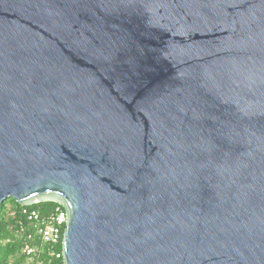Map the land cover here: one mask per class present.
<instances>
[{
    "label": "water",
    "instance_id": "water-1",
    "mask_svg": "<svg viewBox=\"0 0 264 264\" xmlns=\"http://www.w3.org/2000/svg\"><path fill=\"white\" fill-rule=\"evenodd\" d=\"M6 198L63 264H264V0H0Z\"/></svg>",
    "mask_w": 264,
    "mask_h": 264
},
{
    "label": "built area",
    "instance_id": "built-area-1",
    "mask_svg": "<svg viewBox=\"0 0 264 264\" xmlns=\"http://www.w3.org/2000/svg\"><path fill=\"white\" fill-rule=\"evenodd\" d=\"M16 221L20 227L16 226V234L25 227L31 229L29 241H25L20 248L18 256H22V261L16 263V259L12 258L3 264H61V248L58 247H61L65 228V211L61 206L43 218L37 209L22 206Z\"/></svg>",
    "mask_w": 264,
    "mask_h": 264
},
{
    "label": "trees",
    "instance_id": "trees-1",
    "mask_svg": "<svg viewBox=\"0 0 264 264\" xmlns=\"http://www.w3.org/2000/svg\"><path fill=\"white\" fill-rule=\"evenodd\" d=\"M60 205L52 201L37 202L27 206L30 209H37L40 213V217L43 218L53 212L56 207ZM22 205L14 201L13 198H6L0 203V264L5 263L9 259H16V263L22 261V256H18L20 248L25 241L28 240V234L31 229L27 227L23 231L19 230V234H16V226L18 227L17 218L18 211ZM8 239L7 242H4ZM61 248V247H58ZM61 264L63 261L60 260Z\"/></svg>",
    "mask_w": 264,
    "mask_h": 264
}]
</instances>
